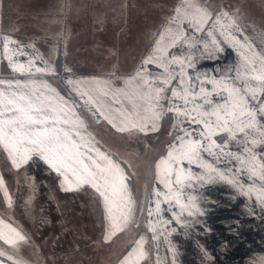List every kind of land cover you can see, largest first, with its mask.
Listing matches in <instances>:
<instances>
[{
  "label": "snow or ice",
  "instance_id": "snow-or-ice-1",
  "mask_svg": "<svg viewBox=\"0 0 264 264\" xmlns=\"http://www.w3.org/2000/svg\"><path fill=\"white\" fill-rule=\"evenodd\" d=\"M193 7L194 11L184 12L182 18L181 9L176 10L170 23L178 27L170 42L165 45L162 35L153 48V54L145 58L135 75L125 81L126 85L142 81L132 92L113 90L111 81L95 78L94 88L89 90L83 87L84 81L69 78L66 83L72 95L68 96L61 95L47 82L37 87L34 80L16 82V88L27 91H12L8 95L0 91V146L7 152L12 164L18 169L35 156L63 178L62 190L75 191L85 185L93 188L103 199L109 221V238L123 230L124 224L131 218L134 201L124 169L97 147L98 142L94 138L81 131L82 128L87 129L76 111L81 105L93 114L99 112L121 132L132 129L143 133L159 131L163 117L167 113L173 114L174 141L169 145L167 155L156 165L157 181L165 191L155 190L152 206L148 208V227L154 239L159 240L160 236L151 218L159 217L165 211L162 204L168 205L169 211L175 207L172 216L176 223H182L184 215H204L195 196L183 198L184 189L193 188L196 183L201 187L217 181L227 183L264 207V153L257 151L264 148V54L252 51L231 30H224L221 21L230 15L227 11L217 14L209 25V21L213 20L212 14L198 5ZM206 25L208 30L205 32ZM218 26L222 39L217 37ZM188 29L192 30L191 35ZM230 29L241 31L235 21L231 22ZM165 32L172 33L171 27ZM200 33L204 36H199ZM0 40L4 42V55L12 70L22 74L32 73L34 61H29L28 66L13 61L17 53L24 54L20 51L24 46L7 36L0 37ZM224 44L246 51L237 53L239 62L217 69L213 74H190V70L196 69L199 55L178 53L168 56L170 48L183 45L186 50L193 49L212 59L224 51ZM10 45H15V49H10ZM149 65L163 69V73L149 79ZM34 71L56 74L52 66L35 67ZM9 87L12 85L9 84ZM169 90L170 96L167 95ZM118 94L123 95L131 105V111L123 107L114 109L120 117L119 126L101 110L110 107L105 99L110 96L114 103L120 104ZM165 100L168 101L167 107L162 103ZM185 124L188 126L185 127ZM217 137L221 139L218 141ZM233 147L241 150L233 151ZM205 156L212 160L205 159ZM220 163L229 167L221 169L216 166ZM192 165L204 170L203 174L194 173ZM0 189H4L5 198L11 206L2 177ZM252 193H255L254 197ZM160 223L165 231H173L167 229L171 220ZM0 225L20 240L24 239L11 225L2 220ZM0 239L14 243L3 230H0ZM145 242L141 237L121 264H140L146 255L143 251ZM4 255L0 251V257ZM8 260L12 257L8 256ZM0 264H4L3 260Z\"/></svg>",
  "mask_w": 264,
  "mask_h": 264
},
{
  "label": "rangeland",
  "instance_id": "rangeland-1",
  "mask_svg": "<svg viewBox=\"0 0 264 264\" xmlns=\"http://www.w3.org/2000/svg\"><path fill=\"white\" fill-rule=\"evenodd\" d=\"M101 3L102 1H98ZM113 0H111V3ZM116 9L110 14H115L116 21H111L102 31L92 28L95 40L100 39L101 44L111 45L110 56L90 52L91 47H86L82 54L84 58L77 59L73 62L76 67H71L73 73H101L98 70L110 75L132 72L133 66L141 64L145 58L153 54L149 53L153 49L154 42L159 36V32L165 33V29L171 27L177 30V25L170 23L171 18L176 14V10L181 9V18L184 12L191 13L194 11V5L206 8L213 17L209 25L214 22L215 17L222 11H227L230 15L222 18L221 24L225 31L231 30L238 39L251 47L252 51L264 54V0H114ZM178 6V7H176ZM107 7L100 5L98 14L109 10ZM175 8V10H174ZM169 21V22H168ZM235 21L241 31L230 29L231 22ZM99 25V22L90 21V26ZM167 24V26H166ZM164 27V28H163ZM208 26H205V32ZM220 26H218L217 37H219ZM189 35L192 30L188 29ZM204 36V33L198 34ZM222 39V38H221ZM92 40L87 43L94 46ZM167 40H164L166 42ZM154 44V45H153ZM153 45V46H152ZM239 51L246 49H233L224 44V51L217 53L216 58L209 59L193 49H185L183 45L179 48H170L168 56L176 54L182 55H199L196 69L190 70L191 75L200 72L213 74L217 69L227 68L234 62H239ZM149 53V55H148ZM251 54V53H249ZM107 58L110 61L107 62ZM69 64V63H68ZM109 69H105V68ZM148 78H155L163 73V69H158L155 65H149L147 68ZM57 81L56 77H53ZM76 78V77H75ZM113 84L123 82L118 77L109 79ZM173 81V85H175ZM62 87L70 93L69 85L66 81ZM117 89H120L117 87ZM67 94V93H66ZM168 96L171 95L169 90ZM164 107L168 106V101L162 102ZM85 113L88 110L80 106ZM129 109V108H128ZM131 111V109L129 110ZM86 116V115H85ZM120 125V118L108 115ZM92 118V117H91ZM92 127L105 142L117 151L124 160L127 169V176L130 177L132 185V199L135 209L131 218L123 226L122 231L115 232L110 238L108 237L109 229H104L103 209L99 198L85 201L83 207L82 224L78 227L77 239L72 243L73 236L64 231L59 233V221H53L50 232L55 235L53 242L55 246L43 243V240L28 239V230L21 229L25 235L22 244L6 245L0 239V251L5 253L4 264H14L8 261L11 256L18 264H121V261L136 246L141 237H144L145 243L143 251L145 257L140 264H264V207H262L254 198L249 199L242 194L240 189L228 185L227 183L217 181L211 185L205 184L201 187L198 183L193 188H185L183 198L195 196L199 206L204 211L203 216L182 217V223H176L172 216V211L167 210L168 205L162 204L165 211L159 217H152L155 226L158 229L159 240L153 238L154 234L148 227V208L151 207L153 199L152 193L159 189L165 191L163 185L157 181L156 165L158 161L165 157L169 145L174 141L173 134V114L167 113L160 121L159 131H148L147 133L139 132L136 129L130 131H118L113 127H108L101 117L92 118ZM185 127L188 125L185 124ZM221 138L217 137L219 141ZM125 143L133 149L134 152L124 151L120 153V147L125 148ZM124 150V149H123ZM231 150H241L233 147ZM258 152L264 153V148L257 149ZM123 158V159H124ZM205 159L211 161V157L205 156ZM221 169H227L229 165L220 163L216 165ZM185 167H189L185 164ZM194 173L203 174L202 169L192 165ZM5 177L12 179L13 168L3 167ZM23 167L19 172V179L15 178V199L20 207H27L29 198L33 202L43 205V197L40 198L41 185L56 183V179L46 166L39 165L31 169ZM44 182H41L42 179ZM10 183V181H9ZM8 185V182H7ZM259 185H257V188ZM10 188V186H9ZM53 203L61 199L57 197L56 189L53 187ZM247 191V189H245ZM12 205H14V195L11 190L7 191ZM4 193V190H3ZM253 197L255 193H252ZM0 202L2 206L6 205L7 199L0 191ZM88 209V210H87ZM18 211V210H17ZM20 213L16 212L15 217L20 218ZM22 215V214H21ZM69 216V215H67ZM93 222H91V218ZM57 218V217H56ZM69 218H63L67 221ZM171 220L172 223L167 225V229L173 230L167 232L161 226V221ZM27 222V221H26ZM12 223V222H11ZM185 224L187 226H182ZM26 225V224H25ZM61 232V231H60ZM63 236H61V235ZM68 238L67 244L59 241L62 238ZM57 238V239H56ZM69 244V245H68ZM175 255V260L173 256ZM2 257H0L1 260ZM48 260H45V259Z\"/></svg>",
  "mask_w": 264,
  "mask_h": 264
},
{
  "label": "crops",
  "instance_id": "crops-1",
  "mask_svg": "<svg viewBox=\"0 0 264 264\" xmlns=\"http://www.w3.org/2000/svg\"><path fill=\"white\" fill-rule=\"evenodd\" d=\"M98 1L99 0H0V37H10L17 41L20 45L24 46L20 50L24 54L22 55L17 53L13 56V61H18L25 66H28L29 61H34L32 73L22 74L19 72H14L10 67L8 60L5 58L3 51L4 42L3 40H0V82H3L0 83V91H3L6 95L10 94L12 91H27L26 89L16 88V82L19 81L26 83L34 80L37 82V87H39L42 83L47 82L61 95L68 96L72 94L69 92H66V94L62 87H66L63 83L69 78L77 81H84L85 83L83 87L86 90L94 88L93 78L99 79L100 81H110L109 79L118 77L123 79V82H120L119 84H113L111 81L112 89L116 90L117 87H119L120 89L127 90L129 92H132L137 85L141 84L142 81L140 80L133 81L130 85L125 84V81L135 75V73L141 68V64H136V66H133L134 68L132 72L127 74L121 73L117 75H110L109 73L103 72L104 70H98L101 73H92L88 71L85 73H73L72 70L66 71V69H72L71 67H76L73 65V62H75L77 59H81L83 61L84 58L82 57V54L85 53L83 51L86 47H91L93 49L90 50V52L100 53L107 56H110V54L113 52L112 49L109 48L111 45L101 44L100 39L98 41L95 40L93 31L89 32L92 30V28L98 29L97 32L102 31V29L109 25L111 21H116V12L110 14V12H113L114 9H116L114 0L112 3L111 0H100L102 1V6L107 7L106 10H109L107 16L105 14L106 12H102L103 14H98L95 12L100 9L101 3ZM90 21L99 22V25L96 24L94 27L93 25L90 26ZM161 31L159 32L160 35L157 36V39L154 42L155 45L162 35L164 36V40H167L166 42L163 41V43L165 45L168 44L170 42L171 35L175 33L173 29L172 33L165 32L162 34ZM92 40H95V42H93L94 46L88 45L87 43L91 42ZM9 47L10 49L14 50L16 46L10 45ZM151 48L149 53L153 52V49ZM109 61L110 58H107V62ZM47 66H52L55 68L56 74L48 75L35 73L34 71L35 67ZM105 69L109 68L106 67ZM53 77H56L57 81L54 80ZM9 84H11L12 87H9ZM92 94L94 96L96 95L95 92ZM118 98L121 101L120 104L114 103L111 96L105 98L106 103L110 105V107L102 108L101 110L104 111L106 115H112L120 118L114 109L123 107L127 110H130L131 105L123 95L118 94ZM76 111L80 119H82L87 125V129L85 130L82 128L81 131L86 132L87 135H90L92 138H94L95 141L98 142L97 147H99L101 151L109 154L127 174V169L123 161L128 158L125 156L123 159L117 151L112 150V148L105 142L103 137L99 135L97 129L91 126L92 118L94 119L101 117L103 123H105L108 127L113 126L109 124L108 121L104 119V116H101L99 112L93 114L92 112L88 111L86 114L85 111H83L80 107H78ZM118 150L120 153H124V151H128L129 153L134 152L133 149L130 147L128 148L126 143L125 148L120 147ZM36 161H38L39 165H43L48 168V166L45 165L39 158L34 156L33 159L29 161V163L17 169L12 164L7 152L2 146H0V177L3 178L7 191L11 190V193H13V201L15 203L12 205L11 202V206H9L7 201L6 205L2 206V201L0 202V220L4 221L5 224H9L13 228L17 229V231L24 238L25 235L23 232H21V229L27 228L28 239L43 240L44 244L47 243L48 245L53 246H55L56 241L53 242L51 239H53L52 236H56L50 232V229H52L53 221H59V233L62 234L64 231L66 234V231H69L70 234L68 236H73L72 243L69 244L74 245V241L77 239L76 237L78 235L77 230L82 224L83 212H85V207H83V204L85 201H92L94 197H97L99 198L101 208L104 211V229H106V226L107 229H109V221L107 219V212L105 210L102 197H100L93 188L87 185L82 186L79 190L75 191L62 190L61 182L63 178L58 176L49 168L48 170L54 175L56 183H50L49 185H44L43 183V186L41 185L42 188H40L39 194L40 198L43 197L44 199L43 205H40L39 203L37 204V202H33V199L29 198L28 204H26L27 207H24V205L20 207L15 199V178L19 179L20 181L19 171L23 167H30V171L36 175L33 168L31 169L33 165L36 166ZM9 166L13 168L12 173L14 177H12V179L5 177L4 173L3 167ZM41 180V182H44L43 178ZM127 183L132 197V185L130 182V177H128ZM53 187L56 189L54 192H57V197L61 199V204L56 202V200L55 203L52 202L53 197L51 195V188ZM3 190L4 189H0L1 193L4 195ZM134 209L135 204L133 211ZM16 212L20 213V218H17V216L15 217ZM64 217L65 219L69 218V220L62 223ZM91 222H93L92 218ZM0 230H3L4 234L14 241V243L9 244L1 239V241H3L6 245L22 244L20 239L16 237L14 233L9 232L7 229L3 228L2 225H0ZM67 240L69 239L64 237L59 241L67 244ZM4 258L5 257L2 256L1 260L4 261ZM45 260L48 259L46 258ZM8 261H11V263L15 262L13 259Z\"/></svg>",
  "mask_w": 264,
  "mask_h": 264
}]
</instances>
